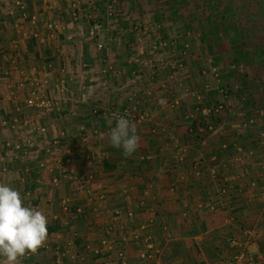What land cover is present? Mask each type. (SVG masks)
<instances>
[{"label": "crops", "instance_id": "0c3cea01", "mask_svg": "<svg viewBox=\"0 0 264 264\" xmlns=\"http://www.w3.org/2000/svg\"><path fill=\"white\" fill-rule=\"evenodd\" d=\"M16 2L0 0V183L49 219L19 264H232L236 242L264 264V102L131 47L105 0H24L19 19ZM119 116L140 137L127 157L108 135Z\"/></svg>", "mask_w": 264, "mask_h": 264}, {"label": "rangeland", "instance_id": "374dc122", "mask_svg": "<svg viewBox=\"0 0 264 264\" xmlns=\"http://www.w3.org/2000/svg\"><path fill=\"white\" fill-rule=\"evenodd\" d=\"M105 2L115 7L101 14L129 17L125 30L138 34L131 47L171 56L178 75L187 67L194 79L204 75L227 95L264 102V0ZM214 34L221 38L216 44L209 40Z\"/></svg>", "mask_w": 264, "mask_h": 264}, {"label": "clouds", "instance_id": "9594fccd", "mask_svg": "<svg viewBox=\"0 0 264 264\" xmlns=\"http://www.w3.org/2000/svg\"><path fill=\"white\" fill-rule=\"evenodd\" d=\"M158 103L166 105L160 98ZM110 143L131 156L139 147L140 137L135 122L125 116L115 120L109 133ZM48 217L25 203L20 192L10 184L0 183V258L4 264H19L28 253H36L48 237Z\"/></svg>", "mask_w": 264, "mask_h": 264}, {"label": "built area", "instance_id": "2783aa9c", "mask_svg": "<svg viewBox=\"0 0 264 264\" xmlns=\"http://www.w3.org/2000/svg\"><path fill=\"white\" fill-rule=\"evenodd\" d=\"M24 0H17L14 9L11 10L12 15L14 17H18V19L23 15L24 11H25V6L23 5ZM23 3V4H22ZM102 28V25L97 23L93 29L91 30V34L93 36H95ZM222 93L227 97L229 95H227V91H225L223 89ZM34 94V93H33ZM28 105L30 107H34L37 109H43L46 111H51L54 107L52 101H50L49 99H47L44 96L41 97H37L35 94L27 101ZM226 102H221L220 104L214 106L211 111H209V114L213 117H218V115H220L223 110H224V106H225ZM216 123H214V121H209V123H199L197 125H195L191 130V135L192 136H197V139H205V137L207 136V134H209V132L213 131L215 128ZM39 131L41 133H46L47 129L45 127H39ZM55 145L60 144V141L57 139L54 143ZM16 149H20V145L16 146ZM55 182H58L57 179H55ZM247 235H251V231H246ZM235 248H236V254L234 257V261L232 264H257V261L255 260V258L252 257L249 247H247L245 244L243 243H235ZM121 253V257H122Z\"/></svg>", "mask_w": 264, "mask_h": 264}, {"label": "trees", "instance_id": "16d2710c", "mask_svg": "<svg viewBox=\"0 0 264 264\" xmlns=\"http://www.w3.org/2000/svg\"><path fill=\"white\" fill-rule=\"evenodd\" d=\"M215 36H216V39H209L210 41H212V42H214V44H216V43H218L220 40H221V38L220 37H218V35L217 34H214Z\"/></svg>", "mask_w": 264, "mask_h": 264}]
</instances>
